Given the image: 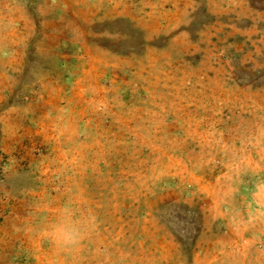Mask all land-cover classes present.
Returning a JSON list of instances; mask_svg holds the SVG:
<instances>
[{
    "label": "rangeland",
    "instance_id": "obj_1",
    "mask_svg": "<svg viewBox=\"0 0 264 264\" xmlns=\"http://www.w3.org/2000/svg\"><path fill=\"white\" fill-rule=\"evenodd\" d=\"M0 264H264V0H0Z\"/></svg>",
    "mask_w": 264,
    "mask_h": 264
},
{
    "label": "clouds",
    "instance_id": "obj_2",
    "mask_svg": "<svg viewBox=\"0 0 264 264\" xmlns=\"http://www.w3.org/2000/svg\"><path fill=\"white\" fill-rule=\"evenodd\" d=\"M65 214H71L73 208L71 205H65L62 208ZM99 227V220L94 211L84 210L80 223L77 226L66 228L60 234L52 239V244L59 250L67 253H73L83 243L89 235L94 234Z\"/></svg>",
    "mask_w": 264,
    "mask_h": 264
}]
</instances>
